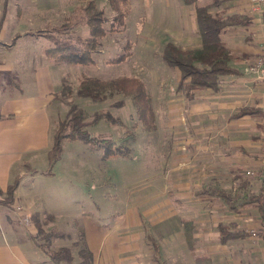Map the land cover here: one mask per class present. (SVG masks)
Here are the masks:
<instances>
[{"label":"crops","instance_id":"obj_1","mask_svg":"<svg viewBox=\"0 0 264 264\" xmlns=\"http://www.w3.org/2000/svg\"><path fill=\"white\" fill-rule=\"evenodd\" d=\"M75 1L0 0V40L9 42L16 33H19L13 45L6 46L0 43V190L2 191H5L15 176L22 175L24 165L31 168L30 172H41L35 165V156H38L40 150H44V156L48 162L47 151L51 145L52 129L51 127L49 129L47 109H51L52 103L56 101V94L60 92L63 84V73L55 72L56 64L52 62L53 60L45 57L46 46L44 47V44L42 49L36 52V57L40 56L44 64L38 65L35 72H12L15 62L7 61L5 56L18 51L19 41L25 40L23 38L25 35L32 36L33 42H35L36 37L40 35L32 34L31 31L57 24L55 16L58 12H65L62 17L65 19L74 8ZM173 2L177 7L178 25L172 28L175 31L173 39L176 41H168L180 44L183 49L199 47L201 40L196 31L197 22L194 15V26L192 27L195 31L194 40H186L188 35L184 34V11L185 7L191 5H183L184 3L181 1L183 3L181 6L175 0ZM210 10L223 14H243L249 18L248 24L229 26L221 36L231 52L244 54L241 60L233 63V66L241 71L238 75L223 76L222 81L226 80L228 83L222 82L221 90L212 92L213 95H207L211 90L204 89L195 91L194 95L189 98L185 91L176 86L182 94L181 99H176V104H180L176 108V128L189 125V129L180 128L182 132L179 138L181 136L183 144L194 147L196 152L206 153L209 159L207 173L210 171L209 173L215 174L206 175L204 180L186 175V173L190 174L194 171L192 168L189 169V167H193V164L188 159V161H184V164L172 163L169 166H162L158 174L143 177V179L132 183L133 190L135 189L137 192L140 190L138 193L142 195L149 189L157 188L158 200L155 204L148 206L147 203L144 204V194L140 202L134 205L140 224L131 223L134 218L128 214L121 222L114 225L116 234L110 247L120 253L121 246H124L121 254L141 253V247L146 246L147 242L149 243L150 236L157 244L156 248L150 240L153 250L160 252L161 264H199L196 259L200 255L208 256L212 264H264V238L259 233L261 217L257 201L258 194L262 193L261 150L264 135V80L258 79L247 69L248 64L262 52L264 47L262 20L251 0H220L218 4L210 7ZM192 43L194 45H191ZM28 48L29 46L26 45L25 49ZM25 70L22 69V71ZM176 72V83H178L180 74L178 71ZM28 76H31V80L28 79ZM15 85L19 86L21 96L12 94V87ZM29 88L28 93L30 94L40 93L43 103L39 104L35 97H24L25 90ZM222 92L223 96L219 95ZM201 93H205V95ZM249 94H255L252 103L247 102ZM211 98L217 101L214 106L216 111L222 118L223 112L229 113L230 121L223 119L226 125L221 132L215 133V135L206 134L204 138L200 139L199 137L204 134L198 132L195 126L202 122V118L194 116V114L201 111L207 114V110L210 108L208 101ZM243 106L255 107L258 112L255 115L231 117ZM26 108L31 110L24 113L23 110ZM212 118L215 120L217 116ZM55 124L54 122L53 128H55ZM251 126L255 131L249 137L248 129ZM37 137L41 139L42 143H38ZM199 143L204 144L202 148ZM253 167L259 172L260 181L251 180L243 174L245 169ZM18 168L20 170H17ZM183 168L184 174L181 176ZM18 172L20 175H17ZM235 175H241L238 180L244 181L237 185V181L234 179ZM156 176L158 178H154ZM190 177L196 179L189 183L187 181H190ZM0 196H2L1 193ZM20 196V186H17L13 204L11 206L0 204V212H2V217H0V264H57L37 245V241L42 240H39L41 236L31 216L34 212H39L42 215V220H45L42 225L45 232L54 230L56 227L54 217H47L51 214L45 212L38 205L37 199L24 198L21 201ZM226 199H230V201L226 202ZM242 199L247 202L239 204ZM231 202L232 205L235 203L236 209L229 207ZM249 208L256 210V215L252 220L254 221L252 223H255L256 231L252 232V236L248 229L249 226H247L249 224ZM153 211H155V215ZM24 216L29 217L28 221L23 219ZM145 218L154 225V222H158V237L157 233L154 235L149 230V227L146 232L142 223ZM2 220L5 221L4 224ZM126 220H128V224L124 225ZM220 224H233L236 229L244 231L246 234L223 243L218 230ZM185 226L192 227L193 248L188 247ZM121 234H129V239L121 240ZM81 242L88 247L86 240ZM81 242L78 243L75 240L73 244L77 247ZM60 246L68 245L63 243L57 245L56 248ZM104 246L105 239L90 249L94 264H104L102 256ZM76 262L75 257L74 263L76 264ZM122 263L153 264L144 261L137 263L131 256L124 259Z\"/></svg>","mask_w":264,"mask_h":264},{"label":"rangeland","instance_id":"obj_2","mask_svg":"<svg viewBox=\"0 0 264 264\" xmlns=\"http://www.w3.org/2000/svg\"><path fill=\"white\" fill-rule=\"evenodd\" d=\"M86 1L76 0L73 6L83 5ZM129 1L130 7L124 17V25L120 28H112V23L115 25L113 9L107 0H95L107 17L104 24L107 32L101 37L99 45L92 53V63L77 64L52 61L56 64L55 72L63 73V84L60 92L56 94V101L52 103L50 110L47 109V113L49 116V129L50 127L52 129V142V134L55 129L53 123L57 124L70 104L75 103L82 107L89 118L96 111H109L120 119L119 123H110L105 119H101L96 124L87 126V130L92 135L109 137L118 143L126 144L132 147V152L127 155H111L104 158L101 148H94L80 139H64L61 155L55 162L52 172L47 174L42 172L33 173L30 172L31 168L28 165H24L22 175L19 174L20 172L17 174L20 175L18 186H20L21 201L24 198L31 200L35 198L39 202L38 205L54 217L56 227L53 231H58V234L52 235L48 239L39 237V240L47 242L51 249H56L57 245L66 243L76 253L79 244L76 247L73 244L75 240L78 243L86 240L88 248L92 249L105 239L102 253L104 264H124L122 262L128 256H131L133 261L137 263L144 261L161 264L160 252L159 250H153L150 240L146 246L141 247V253L132 255L121 254L124 246H121L120 253L110 247L116 234L114 228L116 223L121 222L128 214H131L135 220H131V223L140 222L139 216L135 213L134 205L140 202L144 194V204L147 203L148 206L155 204L158 200V196H156L157 188L149 189L142 195L138 193L140 190L138 192L135 189V191L133 190L132 183L143 179V177L158 174L162 166H169L172 163L184 164V161H188V159L193 164V167H189V169L192 168V171H194L190 174L185 172L186 175L204 180L207 177L206 175L215 173H209L210 171L207 173L209 159L206 153H203V151L196 152L194 147L183 144L181 136L179 138L182 132L181 129H189V125H184L180 129L176 128L175 124L177 122L176 108L180 106L179 103L176 104V99H181L182 94L176 88V70L168 66L161 58L163 45L168 40H174L175 31L172 28L178 25L177 7L173 2L174 0ZM175 1L180 3L181 6L185 5L180 0ZM209 2L211 0H197V4ZM192 11L194 13L192 5L185 7L184 34L188 35L186 40H194L195 31L192 29L194 14ZM259 12L257 11L261 18ZM61 13L62 11L55 16L57 19L55 23L57 24L64 20L62 17L65 12ZM70 34L88 37L89 28L85 24L77 25L71 29ZM23 38L25 40L19 41L18 51L9 53L5 57L7 61L15 62V68L12 72H35L38 65L44 64L40 56L36 57L37 50L42 49L43 44L44 47H48L51 42L42 36L36 37L35 42H33V37L30 35H25ZM26 45L29 46L28 49H25ZM121 54H125L124 59L114 60ZM260 56H262V52L257 54L247 67L248 71L256 76L259 73L250 71L249 67L254 65ZM22 69L26 70L22 71ZM40 72L42 71L40 70ZM124 75L135 76L144 82L154 111V130L144 131L142 129L132 99L128 95L115 93L104 100L94 101L80 96L76 92L80 81L85 77L95 76L107 79ZM28 79L31 80V76H28ZM222 82L228 83L226 80ZM12 89V94L21 96L18 85L13 86ZM29 90L30 88L25 90L24 97H35L39 104L43 103L39 92L30 94L28 93ZM211 94L214 93L211 91L207 95ZM223 94L222 92L219 95L223 96ZM254 95L249 94L248 103L253 102ZM116 100H121L122 105L114 106L113 102ZM208 104L210 108L207 110V114L204 111L194 114V116L202 118V122L195 126L198 132L204 134L199 137L200 139L204 138L206 134L215 135V133L221 132L226 125L225 121H230L229 113L223 112L222 118L216 111L214 106L217 101L211 98ZM30 110V108H26L23 112L27 113ZM214 116H217L215 120L212 118ZM204 119L209 120L205 121ZM254 131L252 126L248 129L249 137ZM37 141L42 143L38 137ZM203 145L199 143L200 148ZM222 154L226 155L225 153ZM35 157V165L38 170L45 169L48 162L44 156V150H40L38 156ZM232 161H234L233 158ZM184 168L181 169V176L184 174ZM252 169L255 172L254 175H248L246 169L243 174L251 180L260 181L259 172L254 167L248 168V170ZM17 170H20V168ZM195 177H190V181L187 182L190 183L191 180H195ZM154 178H158V176ZM153 214L155 215V211H153ZM255 215L256 210L249 208V224L247 226H249L250 235L254 230L256 231L255 223H252ZM0 217H2V212H0ZM2 222L5 223L4 220ZM16 223L19 224L17 221ZM142 223L146 232H148L149 227V230L156 235L158 222H154V225L149 219L145 218ZM127 224L128 220L125 221L124 225ZM121 236V240L129 239V234H121ZM253 237L256 236L253 235ZM149 248L150 250H148Z\"/></svg>","mask_w":264,"mask_h":264},{"label":"trees","instance_id":"obj_3","mask_svg":"<svg viewBox=\"0 0 264 264\" xmlns=\"http://www.w3.org/2000/svg\"><path fill=\"white\" fill-rule=\"evenodd\" d=\"M184 4L193 5L194 15L197 22V33L201 40V45L195 48L183 49L173 41H167L162 48L161 58L170 67L180 74L177 83L178 89H183L187 97L191 98L195 91L210 89L212 92H218L222 88V77L225 75H238V70L233 63L244 57L242 53H233L222 40V33L229 26L246 25L249 18L243 14H223L210 10V7L218 4L220 0H212L205 5L197 4V0H181ZM108 4L114 11L112 28H120L124 25V17L129 10V0H107ZM107 17L104 10L97 5L95 0H87L83 5L74 7L67 17L59 24L48 25L31 31L32 34L44 36L51 45L44 49L45 57L56 61L77 64H90L93 62V51L100 43L107 28L104 26ZM85 24L89 28V36L70 34L74 26ZM19 33H16L9 42L0 43L6 46L14 44ZM125 54L119 55L114 60L124 59ZM77 94L90 98L94 101L104 100L115 93H121L131 97L135 107L136 115L144 131L155 129V117L151 103V98L146 90L144 82L135 76H119L113 78H99L88 76L83 78L77 88ZM114 106H121L122 101L116 100ZM258 110L252 106H243L233 113L231 117H241L243 115H255ZM101 119L110 123H119L120 119L109 111H96L89 118L87 112L75 103L70 104L66 113L61 117L53 131L52 142L47 151L48 164L42 173H51L52 168L62 152V143L64 139H80L94 148L103 150V157L111 155H127L132 152V147L118 143L109 137L95 136L89 133L87 126L96 124ZM36 170V169H35ZM241 175H235L234 179L237 185L244 180H238ZM19 183V176L11 181L5 191L0 190V204L11 206L15 199V190ZM244 198V197H243ZM238 199V197H237ZM230 199H226V202ZM258 211L261 217L260 232L264 238V193L257 196ZM247 201L242 199L239 204ZM237 203V206H239ZM231 209H236L235 203L229 204ZM37 226L38 233L43 238H49L58 234L57 231L43 230L42 215L34 212L31 216ZM51 218L52 215H48ZM221 242H227L230 239L243 236L246 232L238 230L233 224H220ZM185 235L189 248H193L192 227L185 226ZM151 242L157 248L155 240L150 237ZM37 245L43 249L50 259L59 264H75L74 258L78 260L76 264H94L91 250L82 242L76 253H73L70 246H60L51 249L49 244L44 241H37ZM199 264H212L206 255L197 256Z\"/></svg>","mask_w":264,"mask_h":264},{"label":"built area","instance_id":"obj_4","mask_svg":"<svg viewBox=\"0 0 264 264\" xmlns=\"http://www.w3.org/2000/svg\"><path fill=\"white\" fill-rule=\"evenodd\" d=\"M251 2H252V5H254V9H256L257 11H260L259 13L262 19V27L264 29V0H251ZM249 70L258 72L259 75L257 76V78L264 80V47L262 50V56L258 58V61L254 65H251L249 67ZM261 157H262V165H263V174L261 175V188H262V192L264 193V135H263V146H262V151H261ZM246 173L248 175H254L255 172L253 170H247ZM23 219L25 221H28L29 217L24 216ZM263 229H264V225H263Z\"/></svg>","mask_w":264,"mask_h":264}]
</instances>
